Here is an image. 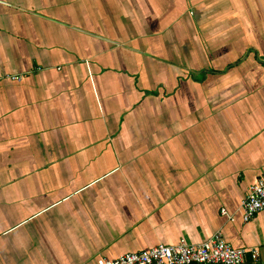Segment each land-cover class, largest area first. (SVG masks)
I'll list each match as a JSON object with an SVG mask.
<instances>
[{"label": "crops", "instance_id": "1", "mask_svg": "<svg viewBox=\"0 0 264 264\" xmlns=\"http://www.w3.org/2000/svg\"><path fill=\"white\" fill-rule=\"evenodd\" d=\"M0 73V264L217 230L264 264V0H0Z\"/></svg>", "mask_w": 264, "mask_h": 264}, {"label": "built area", "instance_id": "2", "mask_svg": "<svg viewBox=\"0 0 264 264\" xmlns=\"http://www.w3.org/2000/svg\"><path fill=\"white\" fill-rule=\"evenodd\" d=\"M26 74H1L0 80L22 81ZM241 216L249 222L264 209V175L252 184L242 201ZM222 213L233 220V214L226 208ZM252 253L259 259L258 247H234L228 243L221 230L200 243H189L181 238L175 244L159 243L149 249L128 252L115 259L101 258L98 264H245L246 256Z\"/></svg>", "mask_w": 264, "mask_h": 264}]
</instances>
